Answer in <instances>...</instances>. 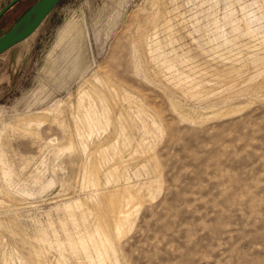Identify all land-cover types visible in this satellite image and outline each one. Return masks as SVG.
<instances>
[{
  "label": "rangeland",
  "instance_id": "rangeland-1",
  "mask_svg": "<svg viewBox=\"0 0 264 264\" xmlns=\"http://www.w3.org/2000/svg\"><path fill=\"white\" fill-rule=\"evenodd\" d=\"M34 262L264 264V0H61L0 54V264Z\"/></svg>",
  "mask_w": 264,
  "mask_h": 264
},
{
  "label": "water",
  "instance_id": "water-1",
  "mask_svg": "<svg viewBox=\"0 0 264 264\" xmlns=\"http://www.w3.org/2000/svg\"><path fill=\"white\" fill-rule=\"evenodd\" d=\"M17 1L18 0H9L3 5L0 8V18ZM60 1L61 0H36L5 33L0 35V54L17 42L28 38Z\"/></svg>",
  "mask_w": 264,
  "mask_h": 264
},
{
  "label": "bare ground",
  "instance_id": "bare-ground-1",
  "mask_svg": "<svg viewBox=\"0 0 264 264\" xmlns=\"http://www.w3.org/2000/svg\"><path fill=\"white\" fill-rule=\"evenodd\" d=\"M20 42V41H19ZM18 43V42H17ZM13 46V45H12ZM88 82V81H87ZM90 82V81H89ZM100 82H101V80H100ZM101 84L110 92V93H112V95L110 94L109 96H114V97H116L117 95V92H116V90H115V87L113 86V84H112V82L110 81V80H108V79H103V81L101 82ZM98 84L96 83V82H90V84H89V86L88 87H90V89L92 90V94H94V99H96V100H99V99H103L104 101H105V97H103L104 96V94L103 95H101V91L102 90H100V92L98 93L97 91H95V89H97V86ZM100 87V86H99ZM87 90H88V92H89V88H87ZM98 90V89H97ZM91 92V91H90ZM80 93V92H79ZM86 93V92H85ZM105 93V92H104ZM93 96V95H92ZM106 96V95H105ZM82 97V96H81ZM107 97V96H106ZM83 98H85V97H83ZM119 98V97H118ZM110 99H111V97H110ZM113 99V98H112ZM116 99H117V97H116ZM93 100V99H92ZM96 100H94V101H96ZM106 100H109L108 98L106 99ZM113 100H115V99H113ZM110 101V100H109ZM92 102V101H91ZM110 103V102H109ZM113 105H114V103H112ZM116 104V103H115ZM90 105V104H89ZM107 105L109 106H107L109 109H111V108H114L115 107V105H114V107H112V106H110V104H108L107 103ZM117 106V105H116ZM83 110V109H82ZM101 110V109H100ZM112 110V109H111ZM113 110H115V109H113ZM90 111H91V109L90 110H88V112L90 113ZM108 112H110V111H108ZM106 113V112H105ZM98 114V113H97ZM110 114H111V112L109 113V117H110ZM114 114V113H113ZM105 115V114H104ZM112 115V114H111ZM33 116H35V115H33ZM26 117V116H25ZM28 117H32V116H27V121H31L33 118H28ZM37 117V116H36ZM41 117V116H40ZM38 118H39V116H38ZM38 118H36V119H38ZM84 118V117H83ZM24 119V118H23ZM35 119V118H34ZM86 119V118H85ZM96 119V118H95ZM95 122H96V120H95ZM90 129V128H89ZM108 139V138H107ZM109 140V139H108ZM107 140V141H108ZM102 141V140H101ZM111 141V140H110ZM102 147V146H101ZM93 158V157H92ZM96 158V157H95ZM107 163V162H106ZM91 165V164H90ZM92 167H94V166H92ZM93 172V171H92ZM94 173H96V176H97V170L94 172ZM107 175V174H106ZM117 175V174H116ZM99 177V176H98ZM99 179V178H98ZM94 180V179H93ZM95 181H97V179L95 180ZM131 195V194H130ZM132 196V195H131ZM135 197V196H134ZM133 198V197H132ZM131 198V199H132ZM135 199V198H134ZM124 205V204H123ZM122 211V210H121ZM96 214V213H95ZM108 219V218H107ZM108 225V224H107ZM109 227V226H108ZM112 229V228H111ZM100 232V231H99ZM101 233V232H100ZM96 247V246H95ZM100 247V246H99ZM33 253V252H32ZM39 253V252H38ZM32 255V254H31ZM33 258V257H32ZM31 257H30V259H32ZM29 259V260H30ZM33 260V259H32ZM32 260H30V261H32ZM33 262V261H32ZM32 264V263H31ZM34 264H35V262H34Z\"/></svg>",
  "mask_w": 264,
  "mask_h": 264
},
{
  "label": "crops",
  "instance_id": "crops-1",
  "mask_svg": "<svg viewBox=\"0 0 264 264\" xmlns=\"http://www.w3.org/2000/svg\"><path fill=\"white\" fill-rule=\"evenodd\" d=\"M34 33V32H33Z\"/></svg>",
  "mask_w": 264,
  "mask_h": 264
}]
</instances>
